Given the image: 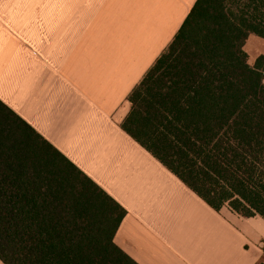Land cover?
<instances>
[{
    "label": "crops",
    "instance_id": "0c3cea01",
    "mask_svg": "<svg viewBox=\"0 0 264 264\" xmlns=\"http://www.w3.org/2000/svg\"><path fill=\"white\" fill-rule=\"evenodd\" d=\"M193 5L0 0V101L123 208L113 241L135 263L252 264L264 218L215 211L121 128ZM243 50L252 65L264 39Z\"/></svg>",
    "mask_w": 264,
    "mask_h": 264
},
{
    "label": "trees",
    "instance_id": "16d2710c",
    "mask_svg": "<svg viewBox=\"0 0 264 264\" xmlns=\"http://www.w3.org/2000/svg\"><path fill=\"white\" fill-rule=\"evenodd\" d=\"M193 9L194 5L164 51L175 57L182 49L195 48L194 31L210 27L212 31L207 35L212 47L207 50L216 67L222 72L227 70L225 87L219 92H204L197 84L188 85L190 110L179 98L164 106H154V102L150 106L141 92L135 102L127 98L130 110L121 128L215 211L227 206L244 218L256 215L264 218V196L254 194L249 175L243 169L226 165L217 149V145L232 140L236 131L235 117L245 103L241 93L227 87L228 77L231 74L245 77L253 86L264 83V56L257 57L251 65L243 50L248 36L264 39V3L253 0L240 12L237 3L230 0H216L211 7L201 0L200 6ZM201 47L206 48V45ZM158 58L150 67H155L154 75L158 79L154 91L162 88L173 73L172 59L157 64ZM0 109L12 113L15 117L13 129L22 134V143L6 141L4 151L20 152L34 142H46L50 151L41 156L50 162L55 186L59 188L69 179L83 181L74 210L79 218L99 229L96 247L104 252L109 264H137L113 241L125 216L123 208L1 101ZM60 159L64 164L57 168L55 164ZM100 194L115 208L102 222L97 221L94 213ZM60 260L62 264H92L94 257L86 249L69 248L60 255Z\"/></svg>",
    "mask_w": 264,
    "mask_h": 264
},
{
    "label": "snow or ice",
    "instance_id": "6c2138e0",
    "mask_svg": "<svg viewBox=\"0 0 264 264\" xmlns=\"http://www.w3.org/2000/svg\"><path fill=\"white\" fill-rule=\"evenodd\" d=\"M204 2L211 7L216 0ZM230 2L237 3L242 12L253 0ZM193 3L195 11L201 0ZM229 12L236 17L231 9ZM211 31L210 27L195 30L196 47L182 49L175 57L169 51H162L157 64L172 59V77L154 91L158 79L154 75L155 67L149 68L133 84L128 99L135 102V97L143 92L146 104L153 106L154 102V106H164L179 98L190 110L188 85L197 84L204 92L221 91L227 70L220 71L207 50L212 47L207 35ZM227 87L241 93L245 103L235 117L232 140L217 145V149L226 165L243 169L249 175L254 194L264 196V83L253 86L245 77L231 74ZM14 121L11 112L0 109V264H62L60 255L69 248L86 249L94 257L92 264H109L104 252L96 247L99 229L79 218L74 210L83 181L69 179L63 186H55L50 162L41 156L50 151L43 140L20 152L4 151L6 141L22 143V134L13 129ZM63 164L60 159L55 166L59 168ZM98 201L94 213L97 221L102 222L115 208L103 194L98 196ZM252 264H264V251L253 253Z\"/></svg>",
    "mask_w": 264,
    "mask_h": 264
}]
</instances>
